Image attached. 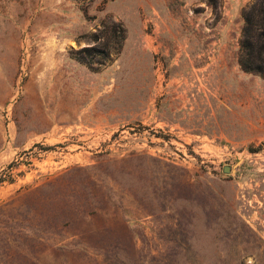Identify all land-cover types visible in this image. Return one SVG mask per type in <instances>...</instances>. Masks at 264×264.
I'll list each match as a JSON object with an SVG mask.
<instances>
[{
	"label": "rangeland",
	"instance_id": "374dc122",
	"mask_svg": "<svg viewBox=\"0 0 264 264\" xmlns=\"http://www.w3.org/2000/svg\"><path fill=\"white\" fill-rule=\"evenodd\" d=\"M0 264H264V0H0Z\"/></svg>",
	"mask_w": 264,
	"mask_h": 264
},
{
	"label": "trees",
	"instance_id": "16d2710c",
	"mask_svg": "<svg viewBox=\"0 0 264 264\" xmlns=\"http://www.w3.org/2000/svg\"><path fill=\"white\" fill-rule=\"evenodd\" d=\"M251 43L243 44L242 54H241V64L245 70H255V71H262L261 67L255 65L254 62L250 60L251 57Z\"/></svg>",
	"mask_w": 264,
	"mask_h": 264
}]
</instances>
